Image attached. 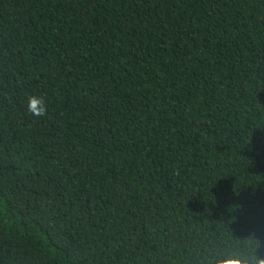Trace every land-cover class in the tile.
Returning <instances> with one entry per match:
<instances>
[{
	"label": "trees",
	"instance_id": "16d2710c",
	"mask_svg": "<svg viewBox=\"0 0 264 264\" xmlns=\"http://www.w3.org/2000/svg\"><path fill=\"white\" fill-rule=\"evenodd\" d=\"M262 259L264 0H0V264Z\"/></svg>",
	"mask_w": 264,
	"mask_h": 264
},
{
	"label": "clouds",
	"instance_id": "9594fccd",
	"mask_svg": "<svg viewBox=\"0 0 264 264\" xmlns=\"http://www.w3.org/2000/svg\"><path fill=\"white\" fill-rule=\"evenodd\" d=\"M28 109L34 116H42L46 113V102L42 97L31 96L28 101ZM259 264H264V259Z\"/></svg>",
	"mask_w": 264,
	"mask_h": 264
}]
</instances>
